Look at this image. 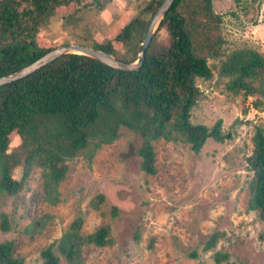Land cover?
<instances>
[{
  "label": "trees",
  "instance_id": "16d2710c",
  "mask_svg": "<svg viewBox=\"0 0 264 264\" xmlns=\"http://www.w3.org/2000/svg\"><path fill=\"white\" fill-rule=\"evenodd\" d=\"M164 0H147L138 14L113 39L94 42L93 49L133 63L140 57L149 23ZM238 2L239 0H234ZM111 0H0V77L17 72L54 48L39 45V32L51 24L59 7L73 5L64 26L78 27L81 12L103 10ZM223 16L213 0H175L154 35L143 66L127 72L83 55L67 54L16 82L0 87V191L16 196L32 172L41 168L48 200L60 202L59 187L70 163L83 155L90 166L99 150L121 137L122 128L139 135L142 170L154 174V143L179 142L199 154L208 140L232 139L223 121L212 127L194 124L192 112L203 92L198 81L214 78L210 61L225 81L228 97L241 98L249 108L264 110V56L251 46L228 51ZM88 39L91 29L86 27ZM81 38V37H80ZM86 46V45H84ZM249 108L244 112L248 113ZM253 135V151L246 158L252 172L249 210L264 224V128ZM18 140L13 145V137ZM21 171L16 177L15 172ZM105 195L91 200L100 209ZM38 221L31 229L38 228ZM84 219L78 215L57 243L41 252L42 264H84V248L112 245L109 225L83 235ZM0 229L11 231L10 217L0 213ZM225 233L207 236L203 252L213 251ZM15 243L0 242V264H25L15 257ZM190 256L199 258L198 251ZM228 253L214 251L216 264L227 262Z\"/></svg>",
  "mask_w": 264,
  "mask_h": 264
},
{
  "label": "rangeland",
  "instance_id": "374dc122",
  "mask_svg": "<svg viewBox=\"0 0 264 264\" xmlns=\"http://www.w3.org/2000/svg\"><path fill=\"white\" fill-rule=\"evenodd\" d=\"M146 1L111 0L103 10H84L78 27L63 23L76 7H59L51 24L39 32L38 43L58 48L113 39ZM213 6L223 16L228 51L251 46L264 56V0H213ZM88 26L91 35L86 39ZM210 64L215 75L209 82L198 81L203 95L191 121L212 127L222 120V130L232 139H210L199 154L183 143L156 141L155 173L149 174L142 170L141 138L122 128L121 137L99 150L90 166L83 155L70 163L57 205L43 190L41 168L18 195L0 191V213L11 224L10 232L0 229V242L13 241L15 257L24 258L25 264H42L41 252L57 243L80 215L83 235L109 225L112 240L107 247H85L84 264H216L214 251L230 255L222 264H264V224L248 208L253 175L246 161L255 128H264V110L249 108L251 99L244 103L228 97L218 62ZM11 137L16 145L18 140ZM99 194L105 201L95 210L91 200ZM36 221L39 227L33 230ZM217 231L225 236L213 251L203 252L201 241ZM193 251L200 257L192 258ZM55 253L67 264L57 248Z\"/></svg>",
  "mask_w": 264,
  "mask_h": 264
},
{
  "label": "water",
  "instance_id": "95a60500",
  "mask_svg": "<svg viewBox=\"0 0 264 264\" xmlns=\"http://www.w3.org/2000/svg\"><path fill=\"white\" fill-rule=\"evenodd\" d=\"M175 0H164L159 7L158 11L154 15L153 19L149 23V26L147 28V31L145 33V38L142 43V50L140 57L137 61L133 63H126L121 60H118L113 55H108L104 53L103 51H99L96 49H93L91 47L82 46V45H67V46H61L58 48L53 49L49 53L43 55L40 59L35 61L34 63L30 64L29 66L11 73L9 75L0 77V87L6 84H10L13 82H16L22 78L27 77L28 75L36 72L37 70L41 69L42 67L52 63L56 59L62 57L63 55L67 54H73V55H83L90 57L92 59H95L111 68H114L116 70L121 71H127V72H134L140 70V68L143 66L146 52L148 51L151 41L156 34L157 30L159 29L162 21L164 20L167 12L169 11L170 7L172 6L173 2Z\"/></svg>",
  "mask_w": 264,
  "mask_h": 264
}]
</instances>
